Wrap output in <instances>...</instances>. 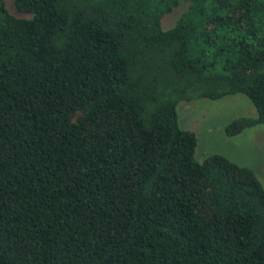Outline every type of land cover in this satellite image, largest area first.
<instances>
[{
	"label": "trees",
	"instance_id": "obj_1",
	"mask_svg": "<svg viewBox=\"0 0 264 264\" xmlns=\"http://www.w3.org/2000/svg\"><path fill=\"white\" fill-rule=\"evenodd\" d=\"M186 3L173 25L162 17ZM0 0V264H264V188L200 162L176 104L264 124V0Z\"/></svg>",
	"mask_w": 264,
	"mask_h": 264
},
{
	"label": "rangeland",
	"instance_id": "obj_2",
	"mask_svg": "<svg viewBox=\"0 0 264 264\" xmlns=\"http://www.w3.org/2000/svg\"><path fill=\"white\" fill-rule=\"evenodd\" d=\"M7 11L17 17H28L17 12L13 0H3ZM186 3L174 7L161 19L163 28L174 24ZM255 109L242 94H228L217 99L193 98L176 104L177 124L190 130L196 138L193 157L200 162L210 154H219L237 165L253 171L264 188V124L244 128L227 135L224 126L237 116H254Z\"/></svg>",
	"mask_w": 264,
	"mask_h": 264
}]
</instances>
